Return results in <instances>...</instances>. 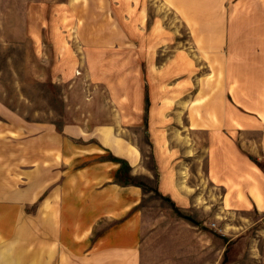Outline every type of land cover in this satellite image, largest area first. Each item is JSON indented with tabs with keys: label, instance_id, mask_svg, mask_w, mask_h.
<instances>
[{
	"label": "crops",
	"instance_id": "0c3cea01",
	"mask_svg": "<svg viewBox=\"0 0 264 264\" xmlns=\"http://www.w3.org/2000/svg\"><path fill=\"white\" fill-rule=\"evenodd\" d=\"M167 1L189 22L202 61L185 115L200 154L192 159L206 167L201 198L217 194L220 211L264 215V0ZM106 7L82 3L99 45L128 38L103 30L101 21L112 22ZM154 150L158 192L189 209V177ZM126 167L133 176L145 170L117 127L27 120L0 103V264H207L208 229L184 219L179 231L169 207L151 215L143 187L121 180ZM202 209L191 216L210 228Z\"/></svg>",
	"mask_w": 264,
	"mask_h": 264
},
{
	"label": "rangeland",
	"instance_id": "374dc122",
	"mask_svg": "<svg viewBox=\"0 0 264 264\" xmlns=\"http://www.w3.org/2000/svg\"><path fill=\"white\" fill-rule=\"evenodd\" d=\"M82 3L107 6L112 22L98 23L128 38L100 45L92 40L95 24L83 20ZM194 53L189 22L167 0H0V103L27 120L117 127L138 146L145 169L133 176L126 167L121 180L143 184L151 215L172 208L170 218L184 231L183 220L192 222L200 215L191 213L204 208L210 228L197 219L194 225L210 233L207 264H264V215L220 211L217 194L201 198L206 167L192 159L199 153H192L185 116L186 87L192 71L202 69ZM154 148L170 155L166 165L173 174L189 177V209L158 192Z\"/></svg>",
	"mask_w": 264,
	"mask_h": 264
},
{
	"label": "trees",
	"instance_id": "16d2710c",
	"mask_svg": "<svg viewBox=\"0 0 264 264\" xmlns=\"http://www.w3.org/2000/svg\"><path fill=\"white\" fill-rule=\"evenodd\" d=\"M145 101H146V105H147V101H148V97H147V92H146V97H145ZM129 180V179H128ZM123 181V180H122ZM127 183V182H126ZM136 184H139L140 186H142L143 188H144V186H143V184L142 183H139V182H135ZM189 220L190 221H192L193 223H196V224H198V222L197 221H195L193 218H189Z\"/></svg>",
	"mask_w": 264,
	"mask_h": 264
}]
</instances>
